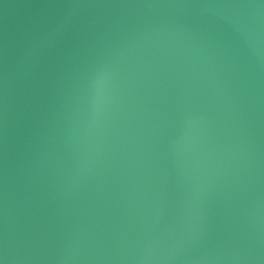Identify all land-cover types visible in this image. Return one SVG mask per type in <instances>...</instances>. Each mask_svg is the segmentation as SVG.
<instances>
[{"label": "water", "instance_id": "95a60500", "mask_svg": "<svg viewBox=\"0 0 264 264\" xmlns=\"http://www.w3.org/2000/svg\"><path fill=\"white\" fill-rule=\"evenodd\" d=\"M0 264H264V0H0Z\"/></svg>", "mask_w": 264, "mask_h": 264}]
</instances>
